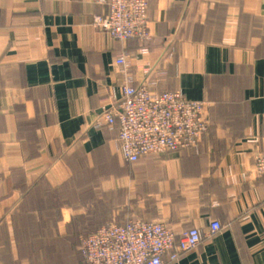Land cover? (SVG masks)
Wrapping results in <instances>:
<instances>
[{"label": "crops", "instance_id": "1", "mask_svg": "<svg viewBox=\"0 0 264 264\" xmlns=\"http://www.w3.org/2000/svg\"><path fill=\"white\" fill-rule=\"evenodd\" d=\"M108 12L0 0V264H89L82 241L130 221L175 234L164 264H264V0H149L144 42L95 27ZM127 84L206 103L199 147L125 162L100 118ZM194 227L200 244L173 260Z\"/></svg>", "mask_w": 264, "mask_h": 264}, {"label": "built area", "instance_id": "2", "mask_svg": "<svg viewBox=\"0 0 264 264\" xmlns=\"http://www.w3.org/2000/svg\"><path fill=\"white\" fill-rule=\"evenodd\" d=\"M108 4L105 17L97 16L94 26L113 39L127 42L148 41L149 0H99ZM148 50L144 49L143 54ZM126 66L125 57L117 61ZM146 74L149 70H145ZM117 107L104 109L100 118L110 127H120V154L135 163L142 157L181 153L197 149L209 131L207 105L188 100L181 91L157 93L147 85H125ZM97 122V126L101 125ZM255 172L264 176V153L256 157ZM223 229L218 221L210 224V235ZM201 242L199 228L184 233L177 246L176 260ZM176 236L164 224L130 221L125 225L110 224L83 240L81 253L89 264H164L163 256L175 249Z\"/></svg>", "mask_w": 264, "mask_h": 264}, {"label": "trees", "instance_id": "3", "mask_svg": "<svg viewBox=\"0 0 264 264\" xmlns=\"http://www.w3.org/2000/svg\"><path fill=\"white\" fill-rule=\"evenodd\" d=\"M116 125H118V124H116ZM116 125H115V126H116ZM109 127H110V126H109ZM113 127H114V126H113ZM119 133H120V127H119ZM121 157H122V156H121ZM145 157H146V156H145ZM142 158H143V157H142ZM142 158H141V159H142ZM122 159H123L125 162H127V163H129V164H132V165L138 163V162L141 160V159H140L139 161H137V162H135V163H131V162L126 161L123 157H122ZM147 222H148V221H147ZM82 242H83V241H82ZM81 246H82V243H81ZM81 246H80V251H81ZM81 255H82V253H81ZM82 257H83V256H82ZM83 259H84V258H83ZM84 260H85V259H84ZM85 261H86V260H85ZM86 262H87V261H86Z\"/></svg>", "mask_w": 264, "mask_h": 264}]
</instances>
